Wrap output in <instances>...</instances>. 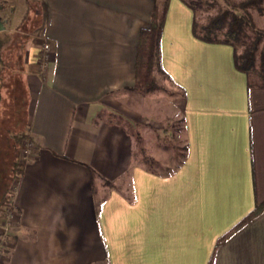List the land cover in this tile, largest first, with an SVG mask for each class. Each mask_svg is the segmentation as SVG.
Returning a JSON list of instances; mask_svg holds the SVG:
<instances>
[{
  "label": "crops",
  "instance_id": "1",
  "mask_svg": "<svg viewBox=\"0 0 264 264\" xmlns=\"http://www.w3.org/2000/svg\"><path fill=\"white\" fill-rule=\"evenodd\" d=\"M7 1L0 47L20 44L31 152L0 264H264V84H248L233 47L194 36L192 10L170 0L160 39L168 77L147 92L146 112L131 87L154 0H37L39 28L26 25L27 0ZM101 109L137 136L96 119Z\"/></svg>",
  "mask_w": 264,
  "mask_h": 264
},
{
  "label": "trees",
  "instance_id": "2",
  "mask_svg": "<svg viewBox=\"0 0 264 264\" xmlns=\"http://www.w3.org/2000/svg\"><path fill=\"white\" fill-rule=\"evenodd\" d=\"M170 0H154L148 26L142 27L138 35L135 82L131 87L140 93H147L154 89L156 85V74L168 77L164 71L161 61L160 39L164 25V19L168 10ZM192 10V32L197 38L213 43H226L233 47V63L236 69L244 72L248 84H264V31L255 26L249 8L259 9L263 0H242L238 3L225 2V6H219L216 13L205 16L202 20L197 15V10L201 8L202 0H180ZM250 30V31H249ZM263 42V45L261 44ZM239 46L241 49L239 50ZM40 59V58H39ZM5 67V64H4ZM3 67V68H4ZM5 69L0 73V88L7 92L12 88L6 82L9 75ZM20 78V77H19ZM1 94V93H0ZM3 97L0 95V113ZM2 108H6L3 107ZM96 119H102L111 124L123 127L130 135H137L133 129V124L124 116L101 109L96 115ZM1 121V118H0ZM30 138L25 130L13 134L17 156L24 138ZM22 159V155L21 158ZM19 158L13 163L12 170L20 172ZM94 174V172H93ZM17 175V178H18ZM94 177V176H93ZM12 186V193L7 197L8 188L0 196V212L8 204L12 207V197L15 190L16 180ZM93 180V179H92ZM11 190V188H10ZM8 201V202H7ZM99 212L100 206L96 204ZM245 219H242L240 224ZM234 228H232V231ZM108 264V263H106Z\"/></svg>",
  "mask_w": 264,
  "mask_h": 264
},
{
  "label": "rangeland",
  "instance_id": "3",
  "mask_svg": "<svg viewBox=\"0 0 264 264\" xmlns=\"http://www.w3.org/2000/svg\"><path fill=\"white\" fill-rule=\"evenodd\" d=\"M23 1V6L25 5L26 1L25 0H12V3ZM29 3V7L23 8V13H27L29 17H27L26 20V25L30 24L32 21L33 25L35 28H39L41 26V14L40 13V7L38 6L37 0H27ZM242 0H228L229 3L235 2L238 3ZM2 2V1H1ZM0 2V3H1ZM8 3H11V0L7 1ZM226 0H202L201 2V8L197 10V15L200 17V19L203 18L207 15L213 14L217 12V9L219 6H225ZM4 4V1L2 2ZM34 11H37V15H34ZM249 11L252 16V20L259 29L264 31V0L261 3V7L257 10L255 8H249ZM30 22V23H29ZM31 28V26H29ZM250 31V30H249ZM13 36V35H12ZM43 41V40H42ZM40 41V44L42 43ZM263 45V42L261 43ZM20 44L17 39L11 37L8 39H5L2 42V45L0 47V52H1V57L3 59V64H1L2 69H5L7 71H10L11 73L8 72L10 76H7L6 82L8 83V87L12 86V88L15 86L14 90L11 89L10 91L2 90L0 88V93L1 97H3L2 100V105H1V113H0V196L1 194L7 189L8 194L7 197L9 196L12 192V186L15 183V179L17 178L18 175V170H12V166L16 158H21V155L23 153V150L26 148L30 147L29 146V138L26 137L23 140V144L21 145L18 156H17V151L15 148V141L13 139V134L16 132H19L21 130H25L27 125L29 124V119H30V110H31V104L32 100L30 97V93L28 89L25 87L23 84L22 80H20L19 75H20V69L19 67L22 64V59L23 56L21 57L20 54ZM241 49V46H239V50ZM8 60V61H7ZM5 64V67H4ZM4 67V68H3ZM24 70V69H23ZM164 77L162 75H157L156 74V88L159 89H164L165 81L163 80ZM136 91V90H135ZM169 91V88H168ZM138 92V91H136ZM140 93V92H138ZM144 95L141 102V106L145 111H149V105L153 102L152 100L148 99V94L147 93H140ZM147 94V95H145ZM6 107V108H2ZM173 124L172 127L176 128L178 121L176 119H173ZM148 125L142 124L141 126H138V129H145L147 128ZM134 131L137 129L134 128ZM137 133V131H136ZM137 136V135H134ZM148 137L149 135L144 136V144L146 147L148 146ZM176 141H174V149L177 151ZM171 145V144H170ZM178 152V151H177ZM170 157H172V154L170 152L168 153H161L158 154L157 158H161L158 161H166L169 160ZM158 161H155L153 164H157ZM20 165V162H19ZM18 165V167H19ZM11 188V190H10ZM11 192V193H10ZM8 202V201H7ZM0 212V257L2 256V253L5 251V245L8 243L9 236H10V230L12 227V217L11 214L12 208L11 205H7L4 207Z\"/></svg>",
  "mask_w": 264,
  "mask_h": 264
},
{
  "label": "built area",
  "instance_id": "4",
  "mask_svg": "<svg viewBox=\"0 0 264 264\" xmlns=\"http://www.w3.org/2000/svg\"><path fill=\"white\" fill-rule=\"evenodd\" d=\"M40 49H41L40 63L42 66H46L49 62V59H50L49 43L47 41H42ZM29 146L31 147V143H29ZM30 147L23 150L22 156L24 158H27L28 155L30 154V152H31ZM0 246H1V244H0Z\"/></svg>",
  "mask_w": 264,
  "mask_h": 264
}]
</instances>
